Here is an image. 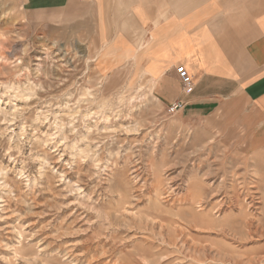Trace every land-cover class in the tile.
I'll return each instance as SVG.
<instances>
[{"label":"rangeland","instance_id":"374dc122","mask_svg":"<svg viewBox=\"0 0 264 264\" xmlns=\"http://www.w3.org/2000/svg\"><path fill=\"white\" fill-rule=\"evenodd\" d=\"M35 21L0 0V264H264L262 117L176 110Z\"/></svg>","mask_w":264,"mask_h":264},{"label":"crops","instance_id":"0c3cea01","mask_svg":"<svg viewBox=\"0 0 264 264\" xmlns=\"http://www.w3.org/2000/svg\"><path fill=\"white\" fill-rule=\"evenodd\" d=\"M36 25L65 26L179 111L212 112L242 98L264 120V0H18ZM141 42V44H140ZM142 46V47H140ZM193 85L185 89L178 67Z\"/></svg>","mask_w":264,"mask_h":264},{"label":"built area","instance_id":"2783aa9c","mask_svg":"<svg viewBox=\"0 0 264 264\" xmlns=\"http://www.w3.org/2000/svg\"><path fill=\"white\" fill-rule=\"evenodd\" d=\"M177 74L179 75V78H180L184 88L190 89L193 85V82H192V78L189 75V73L187 72V70L184 67L180 66L177 68ZM183 106H184L183 104H178L175 106V109L179 110Z\"/></svg>","mask_w":264,"mask_h":264},{"label":"bare ground","instance_id":"6f19581e","mask_svg":"<svg viewBox=\"0 0 264 264\" xmlns=\"http://www.w3.org/2000/svg\"><path fill=\"white\" fill-rule=\"evenodd\" d=\"M141 99V98H140ZM122 101V100H121ZM106 108V107H105ZM114 112V111H113Z\"/></svg>","mask_w":264,"mask_h":264}]
</instances>
